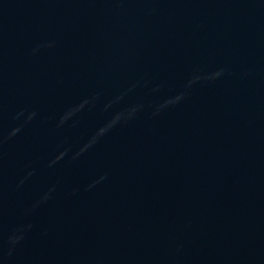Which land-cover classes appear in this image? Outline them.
<instances>
[{"label":"water","instance_id":"1","mask_svg":"<svg viewBox=\"0 0 264 264\" xmlns=\"http://www.w3.org/2000/svg\"><path fill=\"white\" fill-rule=\"evenodd\" d=\"M0 264H264V0H0Z\"/></svg>","mask_w":264,"mask_h":264}]
</instances>
